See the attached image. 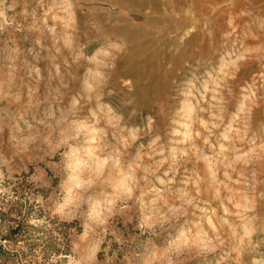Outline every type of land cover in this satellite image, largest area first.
Here are the masks:
<instances>
[{"label": "rangeland", "instance_id": "374dc122", "mask_svg": "<svg viewBox=\"0 0 264 264\" xmlns=\"http://www.w3.org/2000/svg\"><path fill=\"white\" fill-rule=\"evenodd\" d=\"M0 264H264V0H0Z\"/></svg>", "mask_w": 264, "mask_h": 264}]
</instances>
